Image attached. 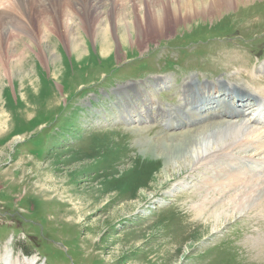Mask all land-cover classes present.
<instances>
[{
    "label": "rangeland",
    "instance_id": "374dc122",
    "mask_svg": "<svg viewBox=\"0 0 264 264\" xmlns=\"http://www.w3.org/2000/svg\"><path fill=\"white\" fill-rule=\"evenodd\" d=\"M114 1L96 0V32L107 28ZM172 1H149L143 47L136 32L126 31L122 42L130 19L125 13L110 31L108 55L76 30L82 57L65 41L32 48L26 35L10 33L0 43V264H264V206L229 212L223 205L231 197L215 193L207 195L210 208L198 213L193 155L174 164L160 151L153 154L168 132L121 121L112 107L113 92L129 84L194 74L223 81L232 69L242 74L240 82L232 78L237 84L248 81L250 68L263 72L251 78L258 85L249 82L264 92V0H242L219 17L189 25L174 22ZM163 4L169 8L162 18L157 10ZM140 10L146 9H136L141 17ZM37 57L43 64L36 65ZM184 82H171L160 101L168 91L177 98ZM237 86L241 93L252 90ZM239 130L243 140L263 132L258 124ZM243 156L237 159L246 162ZM254 173L264 178V167Z\"/></svg>",
    "mask_w": 264,
    "mask_h": 264
},
{
    "label": "bare ground",
    "instance_id": "6f19581e",
    "mask_svg": "<svg viewBox=\"0 0 264 264\" xmlns=\"http://www.w3.org/2000/svg\"><path fill=\"white\" fill-rule=\"evenodd\" d=\"M149 1L145 0V4H143L138 0L133 5L127 6L125 5L126 0H115L108 16L107 28L103 27L102 31L96 32L98 29L97 21L100 18L96 0H0V43L4 46L10 33H15V35L24 34L26 35L24 39L32 48L41 45L48 47L51 44L58 46L65 41L68 47L73 48V45L76 46L73 51L79 57H82L85 53H82L80 45L77 44V40L81 39L72 36V31L76 30L80 35L87 33L96 39L103 55H108L114 48L110 31L118 24V16L125 13L124 15L130 19L127 22L128 27H123L122 42L125 43L127 40L126 31L130 35L136 32L138 34L137 43L140 47H143L145 42L143 39L141 40V27L144 24V26L151 25V22L147 23L145 18L148 15L149 5L152 4ZM241 1L173 0L171 5L175 8L176 15L174 16V22L189 25L192 20L197 18L219 17L222 11L232 9ZM168 6V4L158 6L157 14L159 17L163 18L164 12L169 8ZM141 7L146 9L144 10L146 12L140 10V17L136 14L138 12H136V9ZM132 13L135 14L136 18L131 16ZM139 18L141 19L139 20ZM40 31L45 34L40 36ZM113 37L117 45L120 40L115 35ZM36 41H39L40 44L35 45ZM253 54L254 52L251 51L248 57L254 59ZM36 61V65H38V62L43 64L42 59L39 57ZM250 66H255V63L250 64ZM250 69H248V75H246L248 81L241 82V84L231 82L233 77H238L237 81L240 82L239 76L242 75L237 69H232L228 73H223L224 80L230 81L226 83L224 80L217 81L209 77L202 79L195 74L187 79L175 75L176 78L174 79L170 76L157 77L151 81H142L120 87L113 92L116 100L112 102V107L117 109V117L121 121L126 120L128 123L142 124L141 127L144 131L158 128L157 125L162 128L161 131L168 132V134L166 133L160 137L158 142L154 143L153 147L157 146L155 148L158 150L157 152L154 150L153 154L158 155L160 151L166 155L167 162L174 164L188 159L189 155H193L190 157V163L192 164L190 178H193V182L199 181L196 187L195 184L192 187L196 189L194 193L198 196L197 203L201 208L197 207L200 208L198 212L200 214L203 210L210 208L206 207V204L209 203L207 202V195L210 196L215 193L217 195L218 193H224V195H221L231 197L230 199L227 198L229 201L226 199L227 203L223 205L229 212H235L239 209L243 213L247 211L246 214H248L264 206V178L262 176L256 178L254 173V170L261 171L264 167V130L261 135H256L253 139L244 140L241 137L245 131H237L238 127H245L249 132L251 124L262 123L264 120V115L263 117L257 116V113L253 115L252 119L248 116L252 111L260 112L264 110V105L260 101V98L264 99V92H260V96L254 90V88H257L255 85L258 84L253 80L262 77L263 72H259L257 68L255 70ZM59 70L58 67L57 71L59 72ZM184 80L186 81L184 82ZM249 80L255 85H252ZM178 81L184 83L178 86L177 98L170 99L168 91L166 96H161L163 100L161 102L158 95L168 89L171 82L177 84ZM34 83V81H31L30 86L37 88ZM237 85L247 89L250 86L252 90L251 92L248 90L241 93ZM249 92L252 94H248ZM188 99L196 100L191 105L187 101ZM231 100L236 102L233 103ZM167 101L170 103L166 104L167 106L173 105L176 108L162 105ZM190 107L196 109L197 112H189L188 108ZM210 109H212L210 113L206 114L205 110L209 111ZM245 118L251 120L247 119L248 122L241 121ZM112 123L122 125L121 122L114 121ZM261 129H263V126ZM241 155L247 157L246 162L237 159ZM205 159L207 161L202 164L201 162ZM157 174H159L158 171ZM232 192L235 195L230 194ZM216 203L218 204V202ZM9 244L10 241H8ZM36 261L34 259L30 264H37Z\"/></svg>",
    "mask_w": 264,
    "mask_h": 264
}]
</instances>
